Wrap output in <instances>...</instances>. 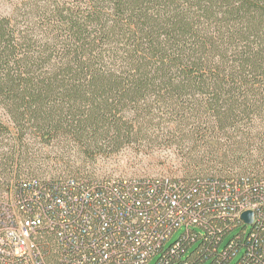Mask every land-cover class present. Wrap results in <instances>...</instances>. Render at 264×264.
<instances>
[{
    "label": "trees",
    "instance_id": "obj_1",
    "mask_svg": "<svg viewBox=\"0 0 264 264\" xmlns=\"http://www.w3.org/2000/svg\"><path fill=\"white\" fill-rule=\"evenodd\" d=\"M24 6L0 18V190L14 175L11 189L48 180L21 178L40 169L37 144L61 161L76 147L118 153L150 135L188 150L191 187L264 181V0ZM158 114L171 126L153 125ZM202 230L169 264H264V209L250 229L215 220Z\"/></svg>",
    "mask_w": 264,
    "mask_h": 264
},
{
    "label": "built area",
    "instance_id": "obj_2",
    "mask_svg": "<svg viewBox=\"0 0 264 264\" xmlns=\"http://www.w3.org/2000/svg\"><path fill=\"white\" fill-rule=\"evenodd\" d=\"M263 209L264 181L23 180L0 202V264H148L157 256L156 264H169L196 229L215 220L252 227ZM246 211L254 213L251 225L241 220Z\"/></svg>",
    "mask_w": 264,
    "mask_h": 264
},
{
    "label": "rangeland",
    "instance_id": "obj_3",
    "mask_svg": "<svg viewBox=\"0 0 264 264\" xmlns=\"http://www.w3.org/2000/svg\"><path fill=\"white\" fill-rule=\"evenodd\" d=\"M30 0H0V18L12 17L15 13H22L27 9L24 4ZM39 1V0H37ZM2 112H0L1 114ZM169 115L158 114V118L152 123L161 124V128L171 126ZM151 126L152 131H156V126ZM36 149L43 153L41 166L34 174L22 175L21 178L50 179L56 177H79L86 179H102L115 177H170L184 179L188 177L185 169V162L189 156L187 149H183L175 144H168L161 138L149 136L146 141L133 143L118 153H101L85 155L82 149L76 147L70 155L61 161L56 159L57 152L52 146L37 144ZM80 150V151H79ZM15 175L7 181V184L0 190V201L4 202L10 195V185L14 182ZM250 229V227H249ZM196 231L203 235L202 229ZM241 228L233 231L225 240V247L233 239ZM186 232L185 228L177 231L167 246L177 242ZM197 246V245H196ZM159 256L155 257L148 264H156ZM240 256L234 259L231 264H236Z\"/></svg>",
    "mask_w": 264,
    "mask_h": 264
},
{
    "label": "water",
    "instance_id": "obj_4",
    "mask_svg": "<svg viewBox=\"0 0 264 264\" xmlns=\"http://www.w3.org/2000/svg\"><path fill=\"white\" fill-rule=\"evenodd\" d=\"M254 213L252 211H246L242 213L241 220L245 222L247 225H251L253 223Z\"/></svg>",
    "mask_w": 264,
    "mask_h": 264
}]
</instances>
